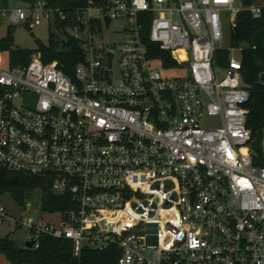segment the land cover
I'll return each instance as SVG.
<instances>
[{
    "label": "built area",
    "instance_id": "obj_1",
    "mask_svg": "<svg viewBox=\"0 0 264 264\" xmlns=\"http://www.w3.org/2000/svg\"><path fill=\"white\" fill-rule=\"evenodd\" d=\"M243 4L87 0L72 31L85 54L75 80L40 53L13 69L0 53V171L48 179L74 203L52 214L58 226L35 219L30 201L20 216L0 204V225L29 229L35 249L42 235L70 240L77 258L117 247V264H264V166L253 159L243 50L225 35L242 11L262 19L264 2ZM30 12L31 31L54 14L43 1ZM24 15L2 10L0 21ZM118 22L117 56L95 37Z\"/></svg>",
    "mask_w": 264,
    "mask_h": 264
},
{
    "label": "trees",
    "instance_id": "obj_2",
    "mask_svg": "<svg viewBox=\"0 0 264 264\" xmlns=\"http://www.w3.org/2000/svg\"><path fill=\"white\" fill-rule=\"evenodd\" d=\"M33 3L43 1L55 14L54 27L51 31L49 46L40 51L16 49L12 34L0 41V53L7 55L10 68L26 67L36 53H40L45 64L58 63L64 74L75 80L77 65L84 61L85 54L79 39L69 31L79 25V18L86 7L87 0H31ZM246 0H243V3ZM256 3L264 0H250ZM9 0H0V11L8 10ZM12 28L10 29L11 33ZM66 37V40H62ZM230 44L241 48L242 78L250 87L251 100L246 108L249 110L248 127L253 132V159L256 166H264L261 143L264 132V17L252 18L247 11H242L237 18V26L232 31ZM152 60L162 59L171 64L169 57L157 49H151ZM218 64L228 67L230 53H219ZM52 181L24 173L0 171V203L7 195L19 205L25 207L37 192H42V210L44 213H65L73 208L69 194L57 195L51 191ZM39 249L19 248L9 237L0 238V254L6 256L11 264H117L120 250L113 247L106 252L84 249L80 258L74 255V244L67 239H57L42 235Z\"/></svg>",
    "mask_w": 264,
    "mask_h": 264
},
{
    "label": "rangeland",
    "instance_id": "obj_3",
    "mask_svg": "<svg viewBox=\"0 0 264 264\" xmlns=\"http://www.w3.org/2000/svg\"><path fill=\"white\" fill-rule=\"evenodd\" d=\"M238 3H243V0H238ZM35 7V3L31 0H9L8 11L12 12L15 10H22L25 12L24 20L21 24L15 25L12 24L7 18H3L0 21V41L6 39L12 34L14 38V43L16 49L21 50H30V51H40L41 48L49 46L50 43V33L51 31L56 32L54 27L55 22V14L51 15V22L43 21V24L37 26L34 30H29L28 23L29 19L32 18V13L30 12ZM37 7V6H36ZM89 17L86 16L87 20ZM11 33H10V29ZM126 26L122 22H118L113 27L112 31L107 34L104 33L102 36L95 37V43L98 47L103 46L107 51H113L119 54V50L124 43L126 36L124 30ZM232 26L227 25L225 30V35L227 37V47H230V38L232 36ZM34 34V36H32ZM69 36L73 35L72 31H69ZM62 40H66V37H62ZM84 39H90V33L84 34ZM232 47V46H231ZM239 57L240 54L238 53ZM4 59L8 61L7 55H4ZM158 69H160L158 67ZM116 70H118V66L116 65ZM42 192H37L32 199H30V203L33 204V210L31 215L37 220H44L47 223L58 226L60 223V217L54 216L52 214H46L41 211L42 207ZM1 205L8 208L10 214L12 216H20L22 213L19 205L11 198V196L7 195L1 199ZM9 237L19 248H26L28 242L34 240L35 235L29 229H17L16 226L9 220L5 224L0 225V238L4 239ZM150 244H155V240L153 238H147ZM135 246L137 242L133 243ZM0 264H10L5 255L0 254Z\"/></svg>",
    "mask_w": 264,
    "mask_h": 264
},
{
    "label": "water",
    "instance_id": "obj_4",
    "mask_svg": "<svg viewBox=\"0 0 264 264\" xmlns=\"http://www.w3.org/2000/svg\"><path fill=\"white\" fill-rule=\"evenodd\" d=\"M250 3H251L250 0H246V1L244 2L243 5H244L245 7H247V6L250 5ZM109 25H110V24H109ZM109 25H108V27H109ZM32 36H34V34H32ZM108 58L110 59V64H112L113 55H112V54H108ZM35 245H36V242H35V241H31V242H28V243H27L26 248H27V249H33V248L35 247Z\"/></svg>",
    "mask_w": 264,
    "mask_h": 264
},
{
    "label": "crops",
    "instance_id": "obj_5",
    "mask_svg": "<svg viewBox=\"0 0 264 264\" xmlns=\"http://www.w3.org/2000/svg\"><path fill=\"white\" fill-rule=\"evenodd\" d=\"M11 264V263H10Z\"/></svg>",
    "mask_w": 264,
    "mask_h": 264
}]
</instances>
